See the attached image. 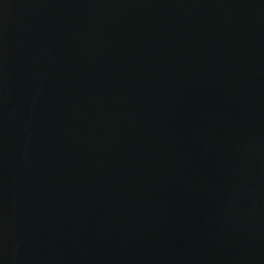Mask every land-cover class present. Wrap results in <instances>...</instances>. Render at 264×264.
I'll return each mask as SVG.
<instances>
[{"label":"water","instance_id":"obj_1","mask_svg":"<svg viewBox=\"0 0 264 264\" xmlns=\"http://www.w3.org/2000/svg\"><path fill=\"white\" fill-rule=\"evenodd\" d=\"M0 264H264V0H0Z\"/></svg>","mask_w":264,"mask_h":264}]
</instances>
